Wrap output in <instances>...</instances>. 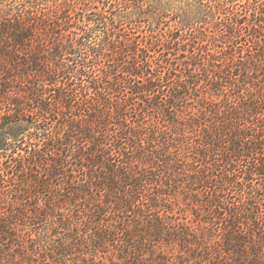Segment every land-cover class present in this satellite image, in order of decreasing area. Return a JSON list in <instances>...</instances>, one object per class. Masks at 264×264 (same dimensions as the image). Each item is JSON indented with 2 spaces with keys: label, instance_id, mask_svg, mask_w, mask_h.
<instances>
[{
  "label": "trees",
  "instance_id": "obj_1",
  "mask_svg": "<svg viewBox=\"0 0 264 264\" xmlns=\"http://www.w3.org/2000/svg\"><path fill=\"white\" fill-rule=\"evenodd\" d=\"M27 1L0 10V147L60 127L41 263L264 264V0Z\"/></svg>",
  "mask_w": 264,
  "mask_h": 264
},
{
  "label": "rangeland",
  "instance_id": "obj_2",
  "mask_svg": "<svg viewBox=\"0 0 264 264\" xmlns=\"http://www.w3.org/2000/svg\"><path fill=\"white\" fill-rule=\"evenodd\" d=\"M52 3L53 0L47 1L48 5ZM10 8L28 10V1L0 0V10ZM149 32L143 22L136 35L141 39ZM105 41L104 34L97 36V42L102 47H106ZM106 55V61L113 59L112 52ZM19 93L23 95L26 92ZM6 105V100L0 97V121L7 109ZM28 118L17 123L15 129L20 130L19 135L15 139H7L6 145L0 147V237L5 234L4 239L0 238V259L5 258L10 264H43L41 240L50 241L53 235L58 238L64 234L59 233L60 228L55 233L53 221L58 219L59 212L66 211L60 207L69 205L66 194L52 188L57 180L52 156L62 161L59 157L61 143L51 139L52 136L61 135L58 122L53 121L49 126L44 121H38L35 116ZM70 158L68 156L67 161ZM55 242L58 243V240ZM78 254V251L72 254L69 264L76 261L74 258Z\"/></svg>",
  "mask_w": 264,
  "mask_h": 264
}]
</instances>
